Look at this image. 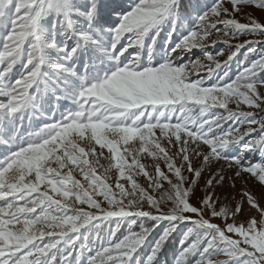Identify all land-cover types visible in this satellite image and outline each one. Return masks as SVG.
Returning a JSON list of instances; mask_svg holds the SVG:
<instances>
[{
	"label": "snow or ice",
	"instance_id": "1",
	"mask_svg": "<svg viewBox=\"0 0 264 264\" xmlns=\"http://www.w3.org/2000/svg\"><path fill=\"white\" fill-rule=\"evenodd\" d=\"M0 264H264V0H0Z\"/></svg>",
	"mask_w": 264,
	"mask_h": 264
},
{
	"label": "rangeland",
	"instance_id": "2",
	"mask_svg": "<svg viewBox=\"0 0 264 264\" xmlns=\"http://www.w3.org/2000/svg\"><path fill=\"white\" fill-rule=\"evenodd\" d=\"M255 14H256L257 16L260 15L259 11H257ZM197 55H199L198 52H197ZM240 59H241V60L243 59V56H242V55H241ZM238 69H239V61H234V62L232 63V65H231L230 73H231L232 75H235V73L238 71ZM257 190H258V189H257Z\"/></svg>",
	"mask_w": 264,
	"mask_h": 264
},
{
	"label": "trees",
	"instance_id": "3",
	"mask_svg": "<svg viewBox=\"0 0 264 264\" xmlns=\"http://www.w3.org/2000/svg\"><path fill=\"white\" fill-rule=\"evenodd\" d=\"M175 243V241H173V244ZM168 257H169V259L171 258V248L169 249V251H168Z\"/></svg>",
	"mask_w": 264,
	"mask_h": 264
}]
</instances>
